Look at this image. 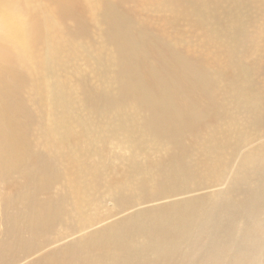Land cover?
Instances as JSON below:
<instances>
[{"label": "bare ground", "instance_id": "6f19581e", "mask_svg": "<svg viewBox=\"0 0 264 264\" xmlns=\"http://www.w3.org/2000/svg\"><path fill=\"white\" fill-rule=\"evenodd\" d=\"M44 1L58 16L80 19V10L86 8L82 4L92 0ZM128 1L149 8L141 14L138 9L131 14L137 12V17L145 19L143 23L158 20L165 26L162 29L167 40L186 45L187 49L184 56L163 55L161 62L152 65L138 61L142 65L133 67L131 88L116 100L109 99V103L115 102L114 107L120 104L111 119L131 120V109L145 112L141 124H129L138 130L135 135L142 141L146 136L154 137L155 130L164 124L171 128L169 137L181 127L194 130L193 126L201 122L199 113L201 118L209 119L220 113L234 117L242 112L257 130L236 129L234 119L223 116L227 125L209 130L193 155L199 159L190 171L186 164L191 158L175 137L167 154L173 158L165 153L162 157L168 158L166 162L160 156L149 171L146 166L145 170L137 168L138 173L124 180L112 174L108 198L114 200L127 189L140 192L139 196L146 192L149 197L145 200H151L161 194L173 197L193 188L208 189L223 182L227 168L241 164L225 195L212 196L215 198L210 204L198 197L141 212L132 220L137 222L135 229L132 224H123L94 232L79 242L75 239L53 250L43 264H264V85L256 80L264 75V0ZM42 3L0 0V179L7 185L13 172L22 173L15 195L0 193V202L7 210L16 202L21 203L19 209L3 215V245H20L25 253L77 233L72 228L47 231L57 221L63 222L70 195L81 228L95 223L99 217L85 213L81 197L88 181H94L96 175L103 177V172L98 175V166L85 165L88 156H81L78 151L87 138L93 141L89 129L57 134L46 128L39 118L44 93L41 78L31 77L37 82L33 86L24 82L25 70L41 69L40 64L33 63L32 48L36 32H40L41 19L38 21L36 10ZM115 5L107 6L108 14L114 17L113 23H121L123 16ZM100 7L96 9L104 14L105 9ZM150 12L160 15L149 16ZM191 57L212 75L214 85L217 83L220 111L213 109L211 100L209 104L201 99L211 89V78L202 74ZM115 122L105 136L117 133ZM136 148V155L144 149ZM159 148L154 150L160 152ZM64 149L74 154L73 160L56 169ZM89 169L93 176L87 181L85 171ZM106 179L109 181L107 176ZM59 183L68 194L58 191L41 198ZM199 219L203 223H195ZM48 232L52 239L45 240ZM39 235L45 241L34 246Z\"/></svg>", "mask_w": 264, "mask_h": 264}, {"label": "rangeland", "instance_id": "374dc122", "mask_svg": "<svg viewBox=\"0 0 264 264\" xmlns=\"http://www.w3.org/2000/svg\"><path fill=\"white\" fill-rule=\"evenodd\" d=\"M92 1H86V4H82L86 8L80 10V19H76L65 14L61 17L58 16L49 8L48 3L42 0L43 3L39 5L42 7L36 10L38 21L41 19L38 22L40 32H36L32 48L33 63L36 61L40 64L41 69L35 67L34 70H25L26 80L24 82L33 86L37 82L31 77L35 75L36 78L38 76L41 78L40 82L44 93L41 117L39 118L43 120L42 125L46 128L57 134L69 133L70 131L79 133L81 130L89 129V136L93 138V141L87 138L86 141L82 142L78 151L81 156H88L84 162L85 165L88 167L98 166V175L103 172V177L96 175L94 181H88L89 177L93 176V172L90 169L86 170L88 186L81 199L85 213L99 218L95 223L81 228L79 217L73 212L74 201L70 195V200L65 203L69 211L63 214V222L57 221L55 226L47 231L56 232L63 228L65 230L72 228L71 230H76L77 233L69 235L61 241L50 242L40 250L25 253L26 249L20 245L9 244L5 248L3 245V236L6 235L4 234L6 222L3 215L5 212L10 213L19 209L21 203L16 202L7 210V207H4L0 202V264H43L48 261L47 259L53 250L58 247L65 246L75 239L76 242L84 240L94 232L101 233L104 228H116L123 224H132L134 227L137 222L132 223V220L138 218L139 213L161 208L164 205L173 206L175 201H181L179 204H182L186 203L184 201L186 199L191 201V199L202 197L205 201L208 200L210 204L213 198L225 195L232 181V176L241 166V164L231 165L224 171L223 182L209 186L208 189L193 188L189 193L180 192L173 197H163L161 194V197H155L151 200H145L149 197L146 192L139 196L140 192L136 193L133 190L125 189L126 191L116 196L115 201L107 197L110 192L109 184L112 174L117 179L122 178L124 180L130 175L138 173L137 168L145 170L146 166V170L149 171V168H153V165L159 162L160 156H164L165 153L168 156L167 154L172 150L171 142L174 141L175 137L181 141V148L186 151V156L191 158L186 164L187 170L190 171L191 168H194L195 161L199 159L193 155L197 153L198 148H201L200 145L205 136L208 135L209 130L214 126H226V118L224 117L232 116L220 113L205 119L204 117L201 118L199 113L198 118L201 122H197V125L193 126L194 130L192 127H181L169 137L171 128L164 124L163 127L155 130L154 137L152 135L146 136L145 141L136 137L135 133L138 131L136 128L129 126L130 123L134 124V122L136 125L141 124L145 112L142 114L141 111L131 109L129 119H133L132 121L117 120L115 122L114 119L112 120L111 115L120 107V104L116 103L117 106L114 107L115 102L113 101L111 104L109 99L116 100L125 93L126 89L131 88L129 79L133 78V67L134 65H142L138 61L152 65L154 62L155 64L161 62L163 55L170 57L175 53L184 56L186 53L184 50L187 49V46H179L174 41L167 40L165 31L162 29L165 26L160 25L158 20L154 19L151 22L143 23L145 19L137 17V12L131 14L137 9L139 14L148 11L149 8L146 6H144L145 8L142 7L143 5L140 7L135 2L128 0ZM110 2L116 3L117 12L123 16L124 21L121 20V23L116 22V20L113 23L114 17L109 16L107 6H111ZM102 6L106 14H101L96 9V7L102 9ZM148 15L158 18L160 14L155 15L154 12H150ZM195 33L199 35L198 31ZM192 42L196 43L194 39ZM169 49L170 52H166ZM191 58L195 60L194 57ZM195 65L202 70L204 76L208 75L211 78V85L209 86L211 89L208 88L209 92L206 96L202 95L201 99L206 103L209 102V104L211 103L209 100H211L213 109L220 111L222 105L220 98H218L219 95L216 94V90L219 89L217 83L214 85L212 75L207 71L205 72V68L196 60ZM256 80L259 81L260 85L262 83L264 85V75L261 76V81L258 78ZM35 96L37 95L35 94ZM122 99L127 100L126 98ZM232 118L236 122V129L248 131L249 128H253L257 130L248 122L247 115L242 112ZM261 121H264V117ZM113 122L117 126V133L114 135L110 133L112 136H105V132H110L113 129ZM260 134L262 132L259 131ZM158 146L160 152L154 150L158 149ZM136 147H144V149L138 150L139 153L136 155ZM167 148L170 149L168 152H166ZM63 153L62 157L57 160L56 169L61 165H68L73 160L74 154L69 149H64ZM166 156L165 158L162 157L161 161L166 162L168 159ZM168 157L173 158L174 155ZM9 177L6 181L7 185L0 179V193H5L6 196L15 195L18 192L22 183L21 170H16ZM51 188L48 193L41 194V198L44 199L47 195H53L58 191L64 195L69 193L65 186L60 183ZM261 217L264 218L263 214ZM195 223H203V221L199 219V222L196 220ZM45 237V240L52 239V234L48 232ZM45 240L40 236L36 242H33V245H39Z\"/></svg>", "mask_w": 264, "mask_h": 264}]
</instances>
